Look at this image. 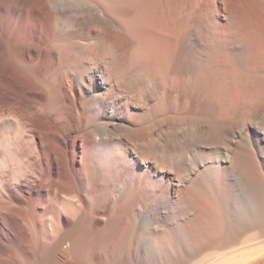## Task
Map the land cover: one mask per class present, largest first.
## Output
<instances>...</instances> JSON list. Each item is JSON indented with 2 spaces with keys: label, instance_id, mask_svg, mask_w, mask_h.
I'll list each match as a JSON object with an SVG mask.
<instances>
[{
  "label": "bare ground",
  "instance_id": "obj_1",
  "mask_svg": "<svg viewBox=\"0 0 264 264\" xmlns=\"http://www.w3.org/2000/svg\"><path fill=\"white\" fill-rule=\"evenodd\" d=\"M0 264H264V0H0Z\"/></svg>",
  "mask_w": 264,
  "mask_h": 264
}]
</instances>
